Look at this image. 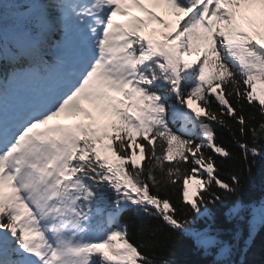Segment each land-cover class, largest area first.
<instances>
[{
	"label": "snow or ice",
	"instance_id": "snow-or-ice-1",
	"mask_svg": "<svg viewBox=\"0 0 264 264\" xmlns=\"http://www.w3.org/2000/svg\"><path fill=\"white\" fill-rule=\"evenodd\" d=\"M153 23L159 38L146 34ZM34 78L53 82L0 109V264H171L130 242L129 211L159 222L141 226L152 235L216 248L211 264H245L194 225L225 196L235 204L225 215L245 210L240 176L219 178L213 154L231 153L215 125H238L249 174L264 153V0H2L0 97ZM157 171L179 184L180 209L159 194ZM260 225L264 204L245 251Z\"/></svg>",
	"mask_w": 264,
	"mask_h": 264
},
{
	"label": "trees",
	"instance_id": "trees-1",
	"mask_svg": "<svg viewBox=\"0 0 264 264\" xmlns=\"http://www.w3.org/2000/svg\"><path fill=\"white\" fill-rule=\"evenodd\" d=\"M2 2V0H0ZM174 21V20H172ZM157 29V33L162 26L150 27L149 29ZM153 33V32H152ZM70 44V42H69ZM68 44V45H69ZM64 49L63 55L65 54ZM196 104L193 108L199 110L200 104L193 100ZM191 103V102H190ZM214 105V110L217 108ZM253 108H245V116H251L255 113ZM259 119V117H257ZM215 124V122H213ZM250 123H252L250 121ZM179 127V123L176 124ZM216 127V142L231 153L228 159L217 158L218 154H213L216 159V164L219 166V178L224 182H230V177L233 174L239 175L242 186V203L245 205V210L239 213L238 216L225 215L229 208L235 207L234 197L224 198V203L219 207H211L212 215L197 220L194 227L208 228L210 234L216 236L225 245L234 249V258L239 262L240 259L245 261V264H264V225L257 227L255 237L245 251V241L249 236V221L253 210H259L260 205L264 204V153H262L256 160V163L251 167V174L248 173L247 167L251 161V156L248 161H245L244 156L239 149L236 141L233 139L231 132H235L239 138L238 125L234 122L230 124L229 128H223L219 125ZM139 139V138H138ZM250 141V136L248 137ZM264 148V140L259 142ZM203 151V150H202ZM208 155V152L205 153ZM147 164V160L142 161ZM166 165L168 162H165ZM190 167V165L188 166ZM183 170V166H182ZM157 179L161 181L159 194L162 197L168 198L170 203L177 209L182 207L180 202L179 184L172 186L165 183V177L157 171ZM156 192L157 189H153ZM223 195V192L220 193ZM122 222L127 225L130 242L134 245H144L141 249L149 258L166 256L171 264H211L214 259L217 249H210L211 255H205L201 250L195 248L191 240L180 232H172L170 229H164L162 232L152 235L151 230H142V225L147 222L153 226L159 224L158 221L149 220L142 214L134 212H125L122 214Z\"/></svg>",
	"mask_w": 264,
	"mask_h": 264
},
{
	"label": "rangeland",
	"instance_id": "rangeland-1",
	"mask_svg": "<svg viewBox=\"0 0 264 264\" xmlns=\"http://www.w3.org/2000/svg\"><path fill=\"white\" fill-rule=\"evenodd\" d=\"M156 11H159V10H156ZM164 18L169 20L170 17L166 16ZM156 26H158V24L153 23L149 25L148 28L156 27ZM147 29H146V34L148 33ZM189 58L194 59V56L189 57ZM33 81H34L33 79H22L18 83H13L10 86H7L6 92L4 93L2 97H0V107H2L6 101L13 100L16 97L24 99L30 95L41 92L51 86L48 82H43L44 85H34ZM195 104L196 103L194 101L191 102L192 107L195 106ZM62 122L71 123V121H62Z\"/></svg>",
	"mask_w": 264,
	"mask_h": 264
}]
</instances>
